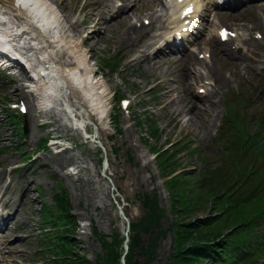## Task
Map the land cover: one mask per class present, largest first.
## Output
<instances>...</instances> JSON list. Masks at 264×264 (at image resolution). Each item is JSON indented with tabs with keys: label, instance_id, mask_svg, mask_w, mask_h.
<instances>
[{
	"label": "rangeland",
	"instance_id": "374dc122",
	"mask_svg": "<svg viewBox=\"0 0 264 264\" xmlns=\"http://www.w3.org/2000/svg\"><path fill=\"white\" fill-rule=\"evenodd\" d=\"M58 1L65 14L76 15L74 23L87 19L98 26L93 29L86 27L84 31L81 28L71 30L67 36L86 39L84 49L88 50L97 79L105 80L110 90L115 89L124 97L132 98V105L135 107L136 104L135 116L133 118L131 114L127 117L119 111L110 91L107 113H111L113 124H107L96 135V140L82 137L63 110L61 101L54 98L46 103V95L34 88L30 76L35 66L41 63L39 41L31 42L28 36L26 41L30 40L29 44L24 49L20 48L24 43L19 45L18 55L25 70L21 64H15L13 71L0 70V210L15 211L22 204L25 207L16 221L23 223L22 234L12 232L3 238L0 264H48L52 260L54 253L42 252L41 242H37L36 237L41 202L52 205L53 194L59 191L57 185L67 192L66 201L77 218L78 246L75 250L86 257L85 264H97V258L104 255L106 251L101 241L111 243L116 236L121 240L127 235L126 219L131 224L142 219L147 196L157 198L165 214L162 230L167 233L162 236L156 229L152 236L141 234L143 243L135 249L136 259L140 264H168L177 245L173 232L168 231L175 217L170 210L164 173L152 153L159 149L168 150L165 157L172 156V160L169 164L163 163L164 170H175V175L185 171L197 183L198 178L193 172L198 168L195 171L198 173L201 164L196 160V154H191L190 148H201L209 158H213L214 166H221L224 153L218 137L225 130L229 117L238 125H244L250 135L254 132L255 124H248L249 120L264 116V69L259 66L263 59L255 54L256 51H263L264 41L256 43L254 39L255 26L259 28L264 23V5L257 2L243 12L244 22L240 23L251 30V44L243 53L227 58L220 47L215 48L216 59L224 75L217 67L211 69L212 80L210 76H202L198 72V65L190 57L187 61L167 52L154 61L145 59L150 41H135L138 33L131 34V27L148 12H163L161 5L166 0H160V3L140 0L130 12L119 18L114 15L117 0ZM2 12L7 11L2 8ZM6 16L9 23L7 26L0 24V29L19 24L15 14ZM124 35L130 37L129 41L124 39ZM32 36L37 39V35ZM213 39L208 38L207 43L215 46ZM65 52L57 49V59L69 64L73 58ZM114 57L121 61L116 71L105 65ZM214 77L218 82L213 87L215 96L201 99L197 88L203 85L202 80L209 79L214 83ZM21 98L29 110L28 144L21 139L14 125L10 127L9 118L3 111L8 102ZM78 102L85 104L82 99L76 98L75 105ZM243 104H247L250 115L241 109ZM83 112L89 114L91 121L96 120L97 111L85 108ZM224 120L225 126L220 131ZM12 141L23 145L24 152L11 148ZM44 143L48 148L38 151L31 159L32 164L27 165L23 154L30 156ZM261 154H264V148ZM250 160V156H244V163ZM256 175L257 171L252 180ZM251 183L249 186L252 187ZM38 188L42 191L38 192ZM88 192L91 199L85 196ZM261 192L264 198V187ZM204 200L196 198L187 215L192 216L190 220L205 218L210 212L209 204ZM93 227L96 237L92 233ZM259 230L264 233L263 227ZM132 233L130 230L128 234ZM150 241L155 242L156 249L147 263L140 248L147 247Z\"/></svg>",
	"mask_w": 264,
	"mask_h": 264
},
{
	"label": "trees",
	"instance_id": "16d2710c",
	"mask_svg": "<svg viewBox=\"0 0 264 264\" xmlns=\"http://www.w3.org/2000/svg\"><path fill=\"white\" fill-rule=\"evenodd\" d=\"M106 66L114 70L118 67V63L113 62ZM260 144L259 141L258 145ZM190 151L191 154H198L199 159L202 160L198 149L190 148ZM165 153L167 152H163L158 158V165L163 169V163L169 164L172 160V156L165 157ZM237 157L235 155L233 161H236ZM164 171L173 194L172 211L175 216V221L171 222L168 231L173 232L174 241L177 243L168 264H239L234 261V255H237L236 258L240 261L245 260L246 255L240 246L251 243L255 227L264 225V210L259 207L260 203L264 204V200L255 201L259 194L255 198L251 197V193L256 192L264 183V171L251 189L246 186L251 182L254 183V180L249 178L248 169L243 172L235 164L224 165L220 169L217 167L209 175L202 172L197 183H194L193 176L185 171L176 175V171L170 168H165ZM228 180L231 181L227 182ZM213 182H215L214 185H212ZM196 198L202 201L205 198L204 201L207 203L211 201L213 208L208 205V209L212 208L210 212L215 211V215L209 212L203 219L190 220L192 216L187 217V215L190 207L195 205ZM67 204L65 195H63L60 198L59 211L65 219L72 222V225H76ZM143 204L144 216L137 223L131 224L133 233L130 235L126 264H140L136 259L135 249L143 243L141 234L152 236L156 229L160 230L159 234L162 236L167 233L162 230V220L165 214L161 211L157 198L147 196ZM227 231L230 233L227 234ZM59 238L65 242V246L56 252L53 264L86 263L85 258L76 252L75 247L78 243L69 233ZM259 238L264 241V236H259ZM199 240H206L210 245L199 246L197 243ZM101 245L106 252L100 256L97 264H121L124 252L123 239L120 240L116 236L111 243L101 241ZM140 249L146 262L149 263L155 252L156 244L150 241L147 247Z\"/></svg>",
	"mask_w": 264,
	"mask_h": 264
},
{
	"label": "bare ground",
	"instance_id": "6f19581e",
	"mask_svg": "<svg viewBox=\"0 0 264 264\" xmlns=\"http://www.w3.org/2000/svg\"><path fill=\"white\" fill-rule=\"evenodd\" d=\"M19 3V14L22 17L17 16L19 24L13 27H6L0 29V49L10 53L15 52L14 55L20 54L18 47L20 44L24 45L20 48L24 49L27 43L39 41L41 44V63L35 66L33 71V82L37 91L43 92L46 103H50L54 98L58 97L61 103H67V107L73 111L78 117H81L84 124H89L87 113L83 112L85 108H90L93 111H97L100 115V120L107 114V107L109 106V92L110 87L105 80H98L94 75V67L91 66L88 50L84 49L83 37L80 40L67 36L72 30L77 29L69 24L60 25L61 13L58 10L56 3L50 2V0H16ZM160 3V0H154ZM192 0H188L190 2ZM15 0H0L1 9L4 8L7 12L3 14L0 10V21H7V14H16ZM198 3V1H197ZM187 4V2H185ZM263 4V3H261ZM21 5L25 9L21 10ZM264 5V4H263ZM165 6V5H162ZM173 13L176 11L180 13L181 4H177L174 1ZM126 7L125 9H128ZM166 7L162 9L165 10ZM133 6L129 9L130 12ZM179 9V10H178ZM176 23L180 21V16L175 19ZM223 20L220 23H224ZM38 24L33 26V24ZM0 24H2L0 22ZM5 25V24H3ZM7 26V24L5 25ZM56 26V27H55ZM64 28H67V32H64ZM133 31V29H132ZM264 32V26H263ZM32 34L37 35V39L33 38ZM30 37V40L26 41ZM58 51H67L73 58L74 64L64 63L60 58L57 59ZM226 49V48H225ZM226 54H234L231 50H225ZM210 52V51H209ZM66 53V52H65ZM29 57L27 54H24ZM67 55V53H66ZM59 57V56H58ZM147 59V57H146ZM214 59V53L211 52L210 61ZM11 60V59H10ZM2 60L0 59V62ZM213 96V94L211 95ZM81 99L85 104L77 103L75 106L74 100ZM86 112H89L85 110ZM99 129L96 134H98ZM60 164V163H59ZM85 196L91 199V195L88 193Z\"/></svg>",
	"mask_w": 264,
	"mask_h": 264
},
{
	"label": "water",
	"instance_id": "95a60500",
	"mask_svg": "<svg viewBox=\"0 0 264 264\" xmlns=\"http://www.w3.org/2000/svg\"><path fill=\"white\" fill-rule=\"evenodd\" d=\"M127 226L129 227V221L127 222Z\"/></svg>",
	"mask_w": 264,
	"mask_h": 264
}]
</instances>
